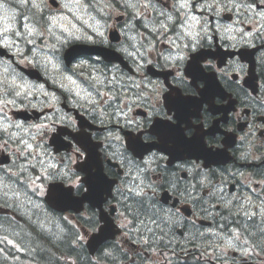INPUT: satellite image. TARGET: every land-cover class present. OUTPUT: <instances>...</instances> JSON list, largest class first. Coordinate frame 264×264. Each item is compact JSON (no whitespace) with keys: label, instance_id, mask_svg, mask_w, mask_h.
<instances>
[{"label":"flooded vegetation","instance_id":"1","mask_svg":"<svg viewBox=\"0 0 264 264\" xmlns=\"http://www.w3.org/2000/svg\"><path fill=\"white\" fill-rule=\"evenodd\" d=\"M12 8L14 23L0 32V161L10 155L24 170L0 165L2 174L36 195L62 169L69 178L58 182L82 198L100 159L116 181L105 207H116L121 228L110 242L117 253L104 255L119 264H264V0H60L57 43L42 25L48 14ZM102 37L127 51L58 59L65 44ZM196 41L210 54L190 74ZM171 56L186 57L183 66L165 64ZM153 106L161 112L149 117ZM68 120L92 141L66 131ZM130 131L143 138L136 148L148 146L143 160ZM87 147L88 172L77 168ZM96 201L78 213L48 208V231L81 245L99 226Z\"/></svg>","mask_w":264,"mask_h":264},{"label":"clouds","instance_id":"2","mask_svg":"<svg viewBox=\"0 0 264 264\" xmlns=\"http://www.w3.org/2000/svg\"><path fill=\"white\" fill-rule=\"evenodd\" d=\"M16 2L19 3L22 8L27 7V5L24 4L23 0H16ZM64 7H68V5H64ZM17 35H19V33H17ZM101 36H102V34H101ZM85 43L89 44V45L90 44H99V45H101V47L91 48L87 52H85V51L79 50L77 47L68 48L67 44H65L64 48L66 49V52H61L60 56H58V59H60L64 55H66V58L69 62H72L73 60H81V62H83V57L85 55L90 56L92 52H96V51H100L104 55L109 56V57L119 58L121 53H124L127 51V48L123 44H119V45L110 44V42L107 40V38H103V37L101 39L96 40V41L87 40ZM5 44L7 45L8 42L5 41ZM198 47H203V45H201L199 41H196L195 43H193L192 47H191L193 57H192L191 65L189 68L190 74H192V66L198 67L202 72L203 68L205 66L201 63V61L205 58V56L210 54L207 51H197ZM177 59L179 60V63L181 64V66H183V64L186 60V57H184V56L165 57L164 63L167 64V62L169 60L175 61ZM234 63H236L237 66L241 69L246 67L244 65L238 64V62H234ZM177 79L183 81L182 74H179L177 76ZM173 91H176V90L174 89ZM17 95H19V93H17ZM171 95L172 94L170 93L169 96L171 97ZM169 107H171V104L169 105ZM160 112H161V107L153 106V111L148 113V115H149V117H151L154 115H159ZM65 123L67 124V128L65 129L66 131H69L72 135L77 136V137H87L89 142L92 141L93 138L91 137V135L89 133H87L86 131H83L81 128H78L75 121L68 120V121H65ZM139 123L140 122H137V125H130V127L134 129L136 126L139 125ZM7 127H8V125H4L5 129H7ZM50 131H54V129H50ZM128 135H129V141H130L128 147L131 151L136 152V150H137L136 145L138 143H141L143 138L140 136H135L132 131H130L128 133ZM185 140H187L186 137H185ZM173 143H174V141H173ZM165 146L168 148H171L172 144L169 143V144H166ZM201 148L203 149L204 152L208 151L206 148H203L202 141H201ZM87 164H88V161H83L81 164V167L84 168ZM69 171L71 172V169H69ZM72 176H75V172H72ZM68 178H69L68 172L63 171L62 169L60 171L53 170L51 172L50 176L48 177V179H50L52 181H63V180H66ZM48 200L53 206H57V204L61 200L75 201V200H77V197L74 194L73 190L69 187H66L63 182H54L51 185V190H50V193L48 196ZM83 219H84V226H86L87 223L89 222V220H88V218H83ZM96 219L97 218H93L92 222H95ZM71 235H74V234H71ZM71 235H69V237H68V241H67L68 243H70Z\"/></svg>","mask_w":264,"mask_h":264},{"label":"trees","instance_id":"3","mask_svg":"<svg viewBox=\"0 0 264 264\" xmlns=\"http://www.w3.org/2000/svg\"><path fill=\"white\" fill-rule=\"evenodd\" d=\"M137 204H140V200ZM26 212L27 211H25V213ZM50 221V218H48L44 214H38L36 222L33 221V223L30 222V224L29 221H27L28 226H19L18 224H16V227L10 226L12 229L15 228L17 232H21V234H23L24 236L23 238L25 239V241L23 243L20 239H17V241H19V243L17 244L21 249L10 242L3 243L0 241V247L5 248V251L8 254V256H6L4 259H1L0 257V264H27V262L30 261L39 263L44 262L48 264H59L58 251L63 250L65 246L67 248H71V246L67 241L59 240L60 235L57 229L54 228V231H48V228L51 226ZM4 226L10 228L8 227V225ZM17 249H20V251H24L23 253L21 252L22 262L20 261V259H18V262H15ZM64 258H66L67 260L63 262V264L74 263V255L67 250ZM82 261V264L90 263V260L87 256H84Z\"/></svg>","mask_w":264,"mask_h":264},{"label":"rangeland","instance_id":"4","mask_svg":"<svg viewBox=\"0 0 264 264\" xmlns=\"http://www.w3.org/2000/svg\"><path fill=\"white\" fill-rule=\"evenodd\" d=\"M48 1V0H47ZM38 3H40L41 1L37 0ZM50 8H52L51 6H49ZM12 9L10 8V5H8L7 3H5L4 1L0 0V11L2 12L3 16L2 17V22L6 23L7 26H10V22L13 25L14 23V18L15 16H13L11 14ZM6 13V14H5ZM51 22H52V32L51 35L55 38L56 41H51L53 43H57L61 41V36H62V32H61V19L58 16V14H56L54 17H51ZM3 27H6L3 25ZM56 48L55 46H51L50 49ZM51 57L56 56V53H50ZM0 189L1 192L6 191L7 189H10L9 186H6L4 184H2L1 179H0ZM21 203L23 205V208L25 209V211H31L32 209H34L37 206V203H35L33 200H29L28 198H21ZM56 229L59 231V228L56 227ZM54 231V230H53ZM0 232L2 233H9L10 229L9 228H5V227H0ZM54 235V232H53Z\"/></svg>","mask_w":264,"mask_h":264},{"label":"snow or ice","instance_id":"5","mask_svg":"<svg viewBox=\"0 0 264 264\" xmlns=\"http://www.w3.org/2000/svg\"><path fill=\"white\" fill-rule=\"evenodd\" d=\"M30 147V146H29Z\"/></svg>","mask_w":264,"mask_h":264}]
</instances>
